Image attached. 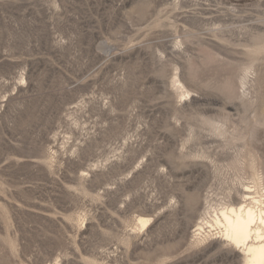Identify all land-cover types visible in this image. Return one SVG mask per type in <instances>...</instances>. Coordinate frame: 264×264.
Wrapping results in <instances>:
<instances>
[{
  "label": "rangeland",
  "instance_id": "obj_1",
  "mask_svg": "<svg viewBox=\"0 0 264 264\" xmlns=\"http://www.w3.org/2000/svg\"><path fill=\"white\" fill-rule=\"evenodd\" d=\"M262 35L264 0H0V264H242L195 225L233 162L264 187Z\"/></svg>",
  "mask_w": 264,
  "mask_h": 264
},
{
  "label": "bare ground",
  "instance_id": "obj_2",
  "mask_svg": "<svg viewBox=\"0 0 264 264\" xmlns=\"http://www.w3.org/2000/svg\"><path fill=\"white\" fill-rule=\"evenodd\" d=\"M258 40V42H264V35ZM261 76V81L264 83V73H261ZM258 124L260 123H254V126ZM261 124L264 126V119ZM246 125L249 123L246 122ZM215 131L218 136L224 135L220 128H215ZM231 166L239 171L247 169L250 173L248 183H241L242 201L222 205L219 209L210 207L206 213L207 218L195 225V236L197 241H202L205 228H209L216 232L215 239L240 251L242 264H264V187L262 180L252 159L246 164H239L235 161ZM150 221L149 217L138 216L134 231L146 228Z\"/></svg>",
  "mask_w": 264,
  "mask_h": 264
}]
</instances>
